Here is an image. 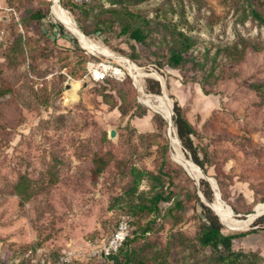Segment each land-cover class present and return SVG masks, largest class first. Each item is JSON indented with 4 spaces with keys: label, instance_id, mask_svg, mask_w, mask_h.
<instances>
[{
    "label": "rangeland",
    "instance_id": "374dc122",
    "mask_svg": "<svg viewBox=\"0 0 264 264\" xmlns=\"http://www.w3.org/2000/svg\"><path fill=\"white\" fill-rule=\"evenodd\" d=\"M51 5L0 0V264H31L26 255L36 248L50 257L72 250V264H101L91 248L122 219L134 229L130 264H215L197 243L207 181L173 159L171 124L141 103L138 84L115 59L84 49ZM251 9L264 17V0H91L84 12L68 11L86 36L140 69L148 96L147 80L160 83L156 95L165 92L172 118L178 102L197 131L200 168L238 220L264 200V26ZM125 10L149 21L144 44L120 34L132 22ZM56 25L64 33L53 34ZM177 31L192 44L189 62L171 69ZM105 62L125 77L91 80L89 64ZM133 169L151 173L137 189ZM155 193L164 195L158 211L142 210ZM225 223V235L251 225ZM233 248L264 259V232L235 239Z\"/></svg>",
    "mask_w": 264,
    "mask_h": 264
},
{
    "label": "trees",
    "instance_id": "16d2710c",
    "mask_svg": "<svg viewBox=\"0 0 264 264\" xmlns=\"http://www.w3.org/2000/svg\"><path fill=\"white\" fill-rule=\"evenodd\" d=\"M70 4L67 5L61 1L62 7L70 11L73 15L78 12H84L83 8L85 4L75 5L69 0ZM44 14L35 13L32 15V18L35 20H41L44 18ZM250 16L253 20H255L260 26H264V17L257 12L256 10H250ZM123 17L130 18L132 20L131 23L125 22L121 25V35H127L131 40L135 41L139 44H144L147 38L146 33L143 31V27L149 25V21L141 18L140 16L131 13L128 10L123 12ZM81 30L84 31L83 27L80 26ZM62 34L64 33V29L61 25H56L52 27V33L55 31ZM173 40L175 42L176 49L172 50L169 56L166 59L165 65L171 69H179L185 66L189 59L185 57V53L189 51L191 48L192 42L190 39L185 36L183 33L177 31L175 36H173ZM107 79L105 81H108ZM104 82V81H103ZM147 91L150 93H154V97H160V88L161 85L158 81L147 80ZM254 90H258L257 86L253 87ZM262 101L264 102V95L262 96ZM173 125L175 128V133L182 144L183 148L191 155L192 161L203 168L202 164L198 159V155L195 148L194 138L197 136V131L193 128L192 124L185 117L182 107L178 104L177 101L173 104ZM198 168V167H197ZM101 169H97V173H101ZM133 174V189H137L140 185L141 180L145 176H151V173H146L142 171H137L136 169L132 170ZM203 185V196L208 201L213 200V191L209 187L208 183L205 181H201ZM211 186V185H210ZM164 199V195L162 193H155L150 201V205H141L140 208L142 210H148L150 212H157L158 207L157 204L159 201ZM264 203V200L261 201ZM175 207L180 208L181 203L176 202ZM200 226L199 231L197 233V243L198 246L202 249H207L210 251L211 258L215 264H264V259H261L258 255L254 253H245L243 251L234 250L233 241L238 238L245 237L249 234H255L258 232H264V214L256 218L252 224L250 225V229L246 232L233 234V235H225L223 230V225L228 228V225L221 219L219 220L218 216L214 213L213 209H210L203 203H200ZM214 211V212H213ZM127 220L131 223L129 219ZM119 220L118 222H120ZM222 221V222H220ZM116 223L115 227L117 226ZM132 224V223H131ZM223 224V225H222ZM114 227V229H115ZM112 230V232L114 231ZM111 232V233H112ZM147 232L146 229L142 231L144 234ZM110 233V234H111ZM109 234V235H110ZM108 235V236H109ZM134 240V233H132L131 237L124 243L123 247L120 250V257L122 259V264H130L131 263V252H128V246L130 242ZM124 258V259H123Z\"/></svg>",
    "mask_w": 264,
    "mask_h": 264
},
{
    "label": "bare ground",
    "instance_id": "6f19581e",
    "mask_svg": "<svg viewBox=\"0 0 264 264\" xmlns=\"http://www.w3.org/2000/svg\"><path fill=\"white\" fill-rule=\"evenodd\" d=\"M51 1H52V5H51L52 17L57 22H59L68 32H70L78 40L80 45L88 52L115 59L135 79L136 84H138L139 99L141 103L147 106L148 108L150 107V109L152 108L156 112L160 113L169 122V124H171L172 106L165 92H163L162 96L160 97L148 96L138 83V78L141 77L143 73L140 71V69L137 66H135L132 62H130L127 59L112 54L109 50L98 44L95 40L86 36L79 29L75 19L68 12V10H66L60 5L59 0H51ZM76 87H77L76 84H71L72 91H74ZM172 127L173 126L171 124L169 131H170V144L174 151L172 157L175 161L180 163L186 169V171L197 181L204 176L202 172L198 170L199 167L191 160L187 159L185 155L180 151L179 149L180 143L177 136L175 135L174 128ZM209 178L210 177L207 178V181L215 191V200L210 204V207L215 211V213L218 215L220 220L222 219L224 222H227L231 227L236 229H242L249 226L250 223L253 221L254 215L253 214L249 215L247 217L248 218L247 220H238L233 218L231 215L225 213V211L222 209L223 201L220 200L221 198L217 190L216 183L215 185H213L214 184L213 181ZM254 209L256 212H264V203L257 205Z\"/></svg>",
    "mask_w": 264,
    "mask_h": 264
},
{
    "label": "built area",
    "instance_id": "2783aa9c",
    "mask_svg": "<svg viewBox=\"0 0 264 264\" xmlns=\"http://www.w3.org/2000/svg\"><path fill=\"white\" fill-rule=\"evenodd\" d=\"M75 5H82L91 0H70ZM4 31L0 29V43L3 41ZM88 75L95 82H103L107 79H122L124 72L122 68L112 65L110 62L94 64L90 63ZM133 227L127 220L118 222L114 231L101 241L98 245L91 248L90 255L97 258L101 264H122L120 250L124 243L131 237ZM31 264H72L75 260V252L64 250L53 257L46 256L41 249L29 251L26 255Z\"/></svg>",
    "mask_w": 264,
    "mask_h": 264
},
{
    "label": "water",
    "instance_id": "95a60500",
    "mask_svg": "<svg viewBox=\"0 0 264 264\" xmlns=\"http://www.w3.org/2000/svg\"><path fill=\"white\" fill-rule=\"evenodd\" d=\"M172 122H173V118H172V116H171V124H172ZM173 128V127H172ZM109 136L111 137V138H113L114 136H115V131L114 130H111L110 131V133H109ZM198 166V165H197ZM199 167V166H198ZM200 168V167H199ZM200 170H201V172H202V174H203V176L205 177V180L207 181V178H208V176L204 173V171L200 168ZM208 182V181H207ZM212 188V187H211ZM212 190H213V192H214V195H215V191H214V189L212 188ZM202 199V201L205 203V205L207 206V207H209L210 209H212L211 207H210V202L207 200V199H205L204 197H202L201 198ZM255 210V209H254ZM214 212V211H213ZM231 212H232V215L233 216H235V213L231 210ZM215 213V212H214ZM216 214V213H215ZM264 214V212H254V217H253V221L256 219V218H258L259 216H261V215H263ZM217 215V214H216ZM218 216V215H217ZM219 218V217H218ZM219 220H220V218H219ZM252 221V222H253ZM221 222V221H220ZM252 222L250 223V224H252ZM246 228H248V226L246 227Z\"/></svg>",
    "mask_w": 264,
    "mask_h": 264
}]
</instances>
